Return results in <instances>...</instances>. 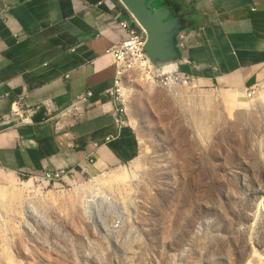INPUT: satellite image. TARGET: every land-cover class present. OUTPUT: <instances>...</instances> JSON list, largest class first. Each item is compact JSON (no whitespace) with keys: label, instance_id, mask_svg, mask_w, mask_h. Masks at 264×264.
<instances>
[{"label":"rangeland","instance_id":"rangeland-1","mask_svg":"<svg viewBox=\"0 0 264 264\" xmlns=\"http://www.w3.org/2000/svg\"><path fill=\"white\" fill-rule=\"evenodd\" d=\"M124 87L139 156L75 182L3 173L0 264H264V82Z\"/></svg>","mask_w":264,"mask_h":264},{"label":"crops","instance_id":"crops-1","mask_svg":"<svg viewBox=\"0 0 264 264\" xmlns=\"http://www.w3.org/2000/svg\"><path fill=\"white\" fill-rule=\"evenodd\" d=\"M146 3L173 21L169 62L182 73L235 91L264 82V0ZM120 18L132 21L120 0H0V181L61 168L94 175L139 156L109 94L116 71L106 49L125 36ZM87 90L83 117H57Z\"/></svg>","mask_w":264,"mask_h":264},{"label":"built area","instance_id":"built-area-1","mask_svg":"<svg viewBox=\"0 0 264 264\" xmlns=\"http://www.w3.org/2000/svg\"><path fill=\"white\" fill-rule=\"evenodd\" d=\"M121 3L123 4L122 1ZM118 26L122 31L125 32V36L120 41L107 48L106 53L113 57L116 71L113 87L109 91L112 103L114 105L112 111H114L115 115L117 116V122H119L121 125H125L128 124V119L126 116L129 97L127 94V88L120 87L117 83L118 71H121L126 67H136L139 64L145 63L148 73L159 78L161 84L165 86L175 83L188 85L189 83L196 81V78L182 73L179 70L177 63H167L161 66L155 65L151 61L146 51L148 33L133 15L131 22L124 18H120L118 21ZM258 92V87L254 86L248 87L245 90L246 96L248 98L255 97ZM93 95L94 93L92 90L79 93L70 106L57 112V117H83L86 114L87 108L90 105V99L93 97ZM50 108L52 109L54 107ZM16 113H18V111H16ZM110 138L111 137H108L107 139ZM32 176H40L48 183L66 180L71 181L72 179V181L75 182L76 178L78 177L75 171L64 168L57 170H45L41 174Z\"/></svg>","mask_w":264,"mask_h":264},{"label":"water","instance_id":"water-1","mask_svg":"<svg viewBox=\"0 0 264 264\" xmlns=\"http://www.w3.org/2000/svg\"><path fill=\"white\" fill-rule=\"evenodd\" d=\"M132 15L148 33L146 51L155 65L170 63L171 50L168 47L167 34L174 27L172 20H166L162 8L152 10L146 0H121ZM165 35H167L165 37ZM166 42V43H165Z\"/></svg>","mask_w":264,"mask_h":264},{"label":"bare ground","instance_id":"bare-ground-1","mask_svg":"<svg viewBox=\"0 0 264 264\" xmlns=\"http://www.w3.org/2000/svg\"><path fill=\"white\" fill-rule=\"evenodd\" d=\"M145 63L143 64H139L136 67H126L123 68L121 71L117 72V83L119 84L120 87H123V80L124 77L127 73H129L130 71H132L135 68V71H142L145 75L149 76L148 70L145 67Z\"/></svg>","mask_w":264,"mask_h":264}]
</instances>
